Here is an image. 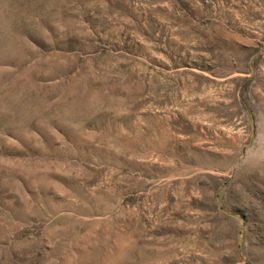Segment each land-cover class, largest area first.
I'll list each match as a JSON object with an SVG mask.
<instances>
[{"label": "rangeland", "instance_id": "1", "mask_svg": "<svg viewBox=\"0 0 264 264\" xmlns=\"http://www.w3.org/2000/svg\"><path fill=\"white\" fill-rule=\"evenodd\" d=\"M0 264H264V0H0Z\"/></svg>", "mask_w": 264, "mask_h": 264}]
</instances>
